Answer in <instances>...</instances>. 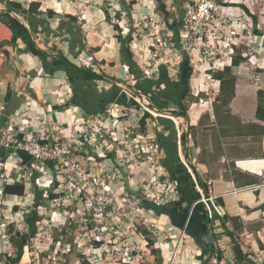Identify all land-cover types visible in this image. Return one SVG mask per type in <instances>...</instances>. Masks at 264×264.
Masks as SVG:
<instances>
[{
    "label": "built area",
    "instance_id": "built-area-1",
    "mask_svg": "<svg viewBox=\"0 0 264 264\" xmlns=\"http://www.w3.org/2000/svg\"><path fill=\"white\" fill-rule=\"evenodd\" d=\"M246 1L263 2L257 18L244 8L238 17L224 11ZM92 2L84 3L94 6ZM106 2L112 10L110 26H121L132 44L149 41L143 80L158 78L166 67L170 78L178 82L182 62L189 59L191 78L197 76L201 84L193 93L198 101L189 110L214 106L219 91L213 74L225 69L238 53L264 67V50L257 45L258 33L264 34V0H166L168 11L181 23L178 38L166 19L157 15L151 0L144 1L141 19L131 18L126 8L130 3L124 0ZM126 83L118 86L130 104L115 101L93 115L83 112L82 120L69 128L48 115L36 124L30 106L7 115L6 105H0V264L157 263L151 239L160 244L169 239L159 224L157 209L176 202L181 183L163 168L157 135L141 131L145 114L150 116L147 129L158 127L160 118L172 120L178 128L179 156L200 194L194 207L204 205L211 222L225 217L211 183L201 186L182 154L179 126L184 117L159 110L137 89L134 77ZM100 147L103 156L98 153ZM13 186H23L24 196L8 194L7 188ZM33 189L41 198V220L34 232L25 221L36 205L35 196L29 195ZM186 229L176 233L170 264H176L179 250L187 244ZM19 236L27 237L21 255ZM235 241L247 258L242 264H264V251L255 248L251 234L236 235ZM215 264L233 263L217 253Z\"/></svg>",
    "mask_w": 264,
    "mask_h": 264
},
{
    "label": "crops",
    "instance_id": "crops-1",
    "mask_svg": "<svg viewBox=\"0 0 264 264\" xmlns=\"http://www.w3.org/2000/svg\"><path fill=\"white\" fill-rule=\"evenodd\" d=\"M5 1L0 2V13H4L7 9ZM11 1L21 2L24 8H29L32 2L40 3L42 18L45 23H48L47 26L50 29L46 26L44 31L41 27V31L38 32L39 36L38 34L32 36L37 44V49L45 52L46 60L33 55L23 39L17 41L16 47L9 48L10 58L0 47V105H6L7 115L22 112L30 106V116L36 124L40 118L47 115L58 120L59 123L66 120L73 123L75 120L83 118V112L87 114L89 109H93L92 106L84 108L82 95L85 89L82 90V86L85 88V84L83 80L78 79L80 82L74 84L73 79L69 78L68 73L62 68V64H57L58 61H55L54 58L65 57L79 68L92 69L94 73L101 76V80L95 81L96 85L102 84V86L109 87L105 86L102 89L99 85L96 94L100 96H105L107 94L105 92L111 90L113 84L111 85L110 81L118 84L126 82L132 77L136 79L135 75L130 72L122 52V45L116 38L118 32L108 23L107 19L111 15V10L107 7L105 0H90L93 1V4L96 3L94 6H86L85 0ZM126 8L129 12H135V16L140 19L145 12V8L139 4L130 3V5H126ZM230 9L234 13L236 10L244 12L239 5H233ZM49 11L56 13L54 19H49L47 15ZM69 16L77 19L76 26L81 28L84 35L83 42L87 48L85 47L83 52L86 54L83 56L78 55L79 46L73 48V38L64 35L68 29L59 28L60 24L65 27ZM18 18L30 29L29 23L27 24L24 17L18 15ZM67 25L71 27L70 24ZM94 29L97 37L105 42V46L100 52L93 54L90 53L91 40L87 34ZM251 30L256 32L255 28ZM258 34L257 45L264 50V34ZM59 35L62 36L59 37ZM35 36L38 39L35 40ZM148 42H136L137 50L134 43L130 45L134 60L140 65V68L146 65V58L151 51ZM55 46L62 54H58L56 49H52ZM49 47L52 48L49 50ZM79 62H82L85 67L80 66ZM93 66L95 69L92 68ZM256 69L258 66L255 60L233 69V74L236 77L235 98L229 106L230 113L227 112L226 117L221 110L219 115L216 114L213 106L203 111L199 108L191 109L188 111L187 118L181 119L184 124V129H182L188 135L187 144L182 154L185 156L186 162L196 171L197 180H200L204 185L211 183L212 192L219 197V202L224 208L226 220L223 224L221 220L212 222L215 243L211 245V249L214 248L215 253L211 252V249L206 251L197 240L187 235V244L179 250L176 264H215L217 253L225 255L231 260L234 256L233 241L226 231L236 235L251 234L255 248L264 251V137L258 135V132L264 128V120L256 117L257 95L260 89H264V73L257 72ZM28 76L31 79H28ZM196 77L190 79L191 94L200 90L201 84ZM161 87V89H166L165 84H162ZM216 89L220 91L218 82ZM170 97L172 99L173 93L166 95V98L170 99ZM162 100L166 102L164 96H162ZM81 101L83 104L80 106ZM116 113H120V110H117ZM72 118L75 120L73 121ZM164 156L163 153L162 166L168 172L164 166ZM250 181L253 183L248 184ZM190 189L193 187L187 188V190ZM190 194L191 192L187 193V195ZM182 196V190H180L179 198L169 206L170 212L173 213L176 203L182 202ZM196 202L190 205V202L186 201L183 204V209H191L189 217L184 223L185 226L189 224ZM156 216L160 226L167 231L169 237L161 244L156 239H151L156 245V264H159V257L162 258L161 264H170L173 254L171 260L165 261L163 247L168 246L167 252L173 253L175 247L170 248L172 243L170 230H174V237L177 240L176 233L182 229L171 219L169 213L159 214L157 212ZM194 230L202 229L196 226ZM211 239L212 237L209 236L205 238V244L209 245Z\"/></svg>",
    "mask_w": 264,
    "mask_h": 264
},
{
    "label": "trees",
    "instance_id": "trees-1",
    "mask_svg": "<svg viewBox=\"0 0 264 264\" xmlns=\"http://www.w3.org/2000/svg\"><path fill=\"white\" fill-rule=\"evenodd\" d=\"M3 0H0V2ZM153 2V7L158 16L166 19L169 24L173 34L178 38L179 30L181 23L175 20V16L172 15L167 7L166 0H151ZM135 5V2H132ZM6 11L4 13H0V47L4 50L5 54L10 58L11 52L9 50L10 47H16V43L19 39H23L28 49H30L33 55L40 57V59H45V52L42 50H38L34 42L32 41V36L37 35L41 31V27L45 30L48 23H45L44 19L41 17V4L38 2H32L29 8H24L21 2L6 0ZM263 7V2L259 1L256 5H253L252 2L246 1L241 8H244L245 11L257 18L260 9ZM12 13H17L18 15L25 18L28 21L30 29H28L25 25H23L17 18L12 16ZM49 19H54L56 13L49 11L47 13ZM109 19V18H108ZM107 19V20H108ZM67 24H70L68 27ZM73 24V25H71ZM77 19L72 16H69L68 23L64 25L60 24V29H68V31L64 35L71 36L73 38V48L79 46L80 50H85L86 46L83 42L84 35L81 32V28H77ZM48 29H50L47 26ZM42 29V30H43ZM116 31L118 32L117 40L122 45V52L125 55L126 61L129 65L131 74H134L136 79L138 80V89L143 92L146 96L150 98V101L153 105H155L159 110L164 112H170L176 116L187 118L188 111L190 106L198 101V98L191 94V84L190 79L193 74V69L190 66V62L188 58H185L181 65V74L180 80L178 82L173 81L170 76L168 69L166 67H162L161 73L157 79L153 80H143V71L140 68V65L134 60L133 53L131 51L132 40L129 37H124L121 26H115ZM96 30L90 31L87 36L90 38L91 43L89 46L90 53H97L102 50L105 46V42L98 38L95 34ZM34 34V35H33ZM54 60L58 61L57 64H62V68L68 73L69 78L73 79V83L77 84L80 82L78 79L83 80L85 84V88L82 86V90H89L88 92L83 91V101L84 108L93 107V109H89L87 111V115H93L101 110H103L106 106L113 102H118L120 104H130L127 100L126 96H119V92L121 89L114 85L110 91H107L104 95H97L96 93V85L95 81H99L102 79L101 76L94 73L92 69H81L77 65L68 61L65 57L54 58ZM249 60L242 57L241 53L233 56L225 69L222 71L216 72L213 74V78L220 84L219 97L214 103L215 113L219 115V111L221 110L225 113V117L227 112L230 113L229 106L233 99L235 98V90H236V77L233 74V68L239 67L244 63H247ZM46 67V65H45ZM257 72L264 73V67H258L256 69ZM162 84L166 85V89H161ZM167 91V93H166ZM169 91V93H168ZM91 94H88V93ZM93 93V94H92ZM173 93V97L171 99L166 98V95H170ZM162 96H164L165 101L163 102ZM204 95H201L203 97ZM258 108L256 117L258 119L264 120V89H260L258 92ZM194 98V99H193ZM190 99L193 100L192 104L189 105ZM188 102V104H187ZM79 104V103H78ZM82 101L80 106L82 105ZM58 109V107H56ZM85 113V112H84ZM150 116L145 114L141 119V127L142 132L151 135H157L159 138V142L162 145V150L164 153V166L168 170L169 174L180 181L182 190V202L176 203L173 207V213L169 211V206L162 207L157 209L159 214L166 213L170 214L171 219L180 226L181 229L185 228V224L187 218L189 217L190 210L189 208L183 209V204L187 201L192 205L197 200L200 199V194L198 190H196V183L189 172L188 168L181 161L179 156V146H178V133L177 128L174 122L170 119L160 118L158 120V127L153 129L146 128V119ZM3 123V120L0 124ZM258 135L264 137V128H262ZM182 144L185 146L187 144L188 135L184 131L181 137ZM199 184L205 188L207 185L203 184L200 180ZM254 181V180H253ZM253 181L248 182V184H252ZM247 184V185H248ZM187 186V187H186ZM193 187V189L187 190L188 187ZM8 194L24 196V187L23 186H13L8 187ZM188 192H191L190 195H187ZM193 198V200H192ZM40 197L38 194L35 195L36 205L33 209L32 214L25 216V221L29 224L32 231L36 230V226L41 220L40 214ZM204 205L198 204L196 205L193 214H191L189 224L187 225L186 233L190 237L194 238L201 244L206 251L211 249V245L215 243V238L212 232V222L209 220L207 213L204 210ZM19 211L18 208H15V213ZM228 218V217H227ZM221 220L222 224L225 222L226 217L218 219ZM199 226L202 230L195 231L194 227ZM210 226V227H209ZM14 229L11 228L10 232H13ZM226 234L230 235L231 240L233 241V250L234 256L232 258L233 264H242L246 261V255L240 248V246L235 241L236 234H232L226 231ZM212 237L209 245H206L204 240L207 237ZM27 237L19 236V245L18 252L19 255L22 254L23 247L26 244ZM215 253V249L210 250ZM220 254V253H219ZM12 260V259H11ZM11 262H16L13 260ZM158 263H162V258L159 257Z\"/></svg>",
    "mask_w": 264,
    "mask_h": 264
},
{
    "label": "rangeland",
    "instance_id": "rangeland-1",
    "mask_svg": "<svg viewBox=\"0 0 264 264\" xmlns=\"http://www.w3.org/2000/svg\"><path fill=\"white\" fill-rule=\"evenodd\" d=\"M106 1V0H105ZM127 4H129V3H131L132 4V2H135L136 4H139L140 6H142V7H144V1L145 0H124ZM108 7V6H107ZM109 8V7H108ZM227 10H228V12H227ZM224 11H226L227 13H229V15L228 16H232V17H238L241 13H242V11H238V10H236L235 11V13H234V11H232L231 9H228V8H224ZM111 13H112V10H111ZM16 16H15V15ZM141 14H143V13H141ZM14 15V16H13ZM136 15V13L135 12H130V16H131V18H133V17H136L135 16ZM12 16L13 17H15V18H17L19 21H21L19 18H18V14L17 13H12ZM43 15L41 14V17H42ZM110 16V15H109ZM22 17V16H21ZM26 21V20H25ZM131 21V20H130ZM22 22V21H21ZM27 22V24H28V21H26ZM24 25V24H23ZM26 26V25H25ZM29 26V25H28ZM27 27V26H26ZM30 27V26H29ZM45 31V30H44ZM56 33H58V31H56ZM34 35V34H33ZM56 36H58V34H56ZM60 36H62V35H59V37ZM44 37V39L46 40V36L44 35L43 36ZM36 39H38V37H36L35 36V40ZM52 40V39H51ZM32 41L34 42V40L32 39ZM59 42V41H58ZM34 44L36 45V47H37V44H36V42H34ZM133 45H135V49L137 50L138 48V44L137 43H134ZM53 47V46H52ZM52 47H49L48 49L50 50ZM56 47V46H55ZM52 48V49H56V52L58 53V54H62V52L61 51H59V50H57V47L56 48ZM38 48V47H37ZM86 48H87V46H86ZM84 50H80L79 51V56H83V55H85L86 53H84L83 52ZM149 55V54H148ZM84 58V57H83ZM80 60H81V58H80ZM80 63V66H84L83 64H82V62H79ZM85 67V66H84ZM93 69H95L94 68V66L92 67ZM234 69V68H233ZM199 72V71H198ZM96 73V72H95ZM104 78V77H103ZM130 80V79H129ZM128 80H126V82H127ZM126 82H123V83H118V84H120V85H123V86H126L127 85V83ZM111 85H112V87L114 86V85H116V86H118V84H116V83H111V81L109 82ZM98 84V83H97ZM95 85H96V83H95ZM100 85V87L103 89V87H105V86H107V85H104V86H102V84H98V86ZM98 86L96 85L95 87H96V89L98 88ZM107 87H109V86H107ZM111 87V88H112ZM119 87V86H118ZM130 87L131 88H133L131 85H130ZM138 89V88H137ZM139 90V89H138ZM119 96H121L122 95V92L120 91L119 92V94H118ZM124 96V95H123ZM149 98V97H148ZM194 99V98H193ZM149 100H150V98H149ZM190 102L191 103H189V105L190 104H192V102H193V100L192 99H190ZM122 111H123V109H122ZM14 114V113H13ZM78 114H79V111H78ZM77 114V115H78ZM186 119V118H185ZM72 120L74 121L75 119L74 118H72ZM80 120H82V118L80 119ZM71 122L72 121H70V120H66V121H63V122H61L60 124L61 125H63L64 127H67V128H69L70 126H71ZM183 123L179 126V129L181 130V131H183ZM183 128V129H182ZM177 130H178V128H177ZM178 132V131H177ZM184 132V131H183ZM65 134L66 135H68V131H66L65 132ZM98 147L99 146H101V145H97ZM98 153H99V155H104L105 153H104V150H103V148L102 147H100L99 149H98ZM109 164H114L113 163V161H110L109 162ZM37 194V190L36 189H33V190H31L30 192H29V195L30 196H35ZM21 209V208H20ZM171 229V228H170ZM170 232H171V241H172V243L170 244V248H173V246L175 247L176 246V243H177V240L175 239V237H174V230H170ZM135 242H139V240H137V239H133ZM174 244V245H173ZM163 251H164V260L165 261H169V260H171L172 259V254L173 253H169V252H167V250L169 249V247L168 246H164L163 247ZM16 254H17V252H16ZM27 259V256L25 257V259H24V262H25V260ZM167 263V262H166Z\"/></svg>",
    "mask_w": 264,
    "mask_h": 264
},
{
    "label": "water",
    "instance_id": "water-1",
    "mask_svg": "<svg viewBox=\"0 0 264 264\" xmlns=\"http://www.w3.org/2000/svg\"><path fill=\"white\" fill-rule=\"evenodd\" d=\"M190 169L192 170L194 176L197 178L198 176H197V173H196V171L194 170V168H193L192 166H190Z\"/></svg>",
    "mask_w": 264,
    "mask_h": 264
}]
</instances>
